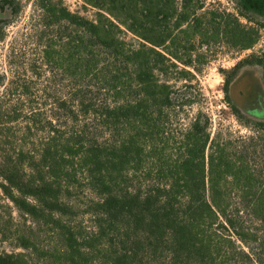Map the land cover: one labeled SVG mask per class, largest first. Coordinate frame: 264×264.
<instances>
[{
	"label": "trees",
	"instance_id": "1",
	"mask_svg": "<svg viewBox=\"0 0 264 264\" xmlns=\"http://www.w3.org/2000/svg\"><path fill=\"white\" fill-rule=\"evenodd\" d=\"M239 1L264 13V0ZM84 2L94 18L47 9L65 35L45 57L73 90L39 150L0 160V236L22 248L0 249V264H264V122L235 142L201 111L186 120L166 78L192 65L179 52L204 35L202 0ZM232 32L243 49L257 43L238 20ZM75 194L88 195L82 215Z\"/></svg>",
	"mask_w": 264,
	"mask_h": 264
},
{
	"label": "rangeland",
	"instance_id": "2",
	"mask_svg": "<svg viewBox=\"0 0 264 264\" xmlns=\"http://www.w3.org/2000/svg\"><path fill=\"white\" fill-rule=\"evenodd\" d=\"M58 1L73 13L95 17L96 9L84 0H0L1 161L20 149L39 150L40 143L48 136V122L56 123V101L73 90L71 79L62 67L49 64L45 57L49 44L58 49L65 35L62 27L48 23L52 13L47 9L50 4L60 6ZM202 2L199 14L204 35L189 34L193 38L186 45L192 50L179 52L183 60H193L192 65H180L188 70L183 79L177 81L181 75L175 69L166 78L177 82L175 94L185 100L182 116L186 120H189L187 116L192 118L201 111L211 117L214 132L239 142L242 136L250 134L249 124L264 122V13L244 8L239 0ZM237 20L246 28L247 39L257 38L251 48L235 45L232 30ZM123 35L136 44L140 42L132 33ZM182 39L186 40L185 36ZM168 57L172 58L170 54ZM33 113L37 114L34 120ZM29 124L33 127L31 131ZM86 196L72 197L81 215ZM5 212L6 208L2 210L1 226H6ZM13 213L19 220L18 212ZM81 221L78 228L89 230L93 226L89 217ZM46 237L41 239L43 243L51 246L57 243L49 237L45 240ZM5 238L3 234L0 236L2 251H22L13 241H3Z\"/></svg>",
	"mask_w": 264,
	"mask_h": 264
}]
</instances>
